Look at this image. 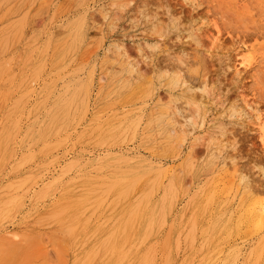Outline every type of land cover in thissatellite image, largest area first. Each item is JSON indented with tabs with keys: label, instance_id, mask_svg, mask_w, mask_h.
I'll list each match as a JSON object with an SVG mask.
<instances>
[{
	"label": "rangeland",
	"instance_id": "obj_1",
	"mask_svg": "<svg viewBox=\"0 0 264 264\" xmlns=\"http://www.w3.org/2000/svg\"><path fill=\"white\" fill-rule=\"evenodd\" d=\"M0 2V264H264V0Z\"/></svg>",
	"mask_w": 264,
	"mask_h": 264
},
{
	"label": "bare ground",
	"instance_id": "obj_2",
	"mask_svg": "<svg viewBox=\"0 0 264 264\" xmlns=\"http://www.w3.org/2000/svg\"><path fill=\"white\" fill-rule=\"evenodd\" d=\"M0 3H1V2H0ZM9 7H10V6H9ZM3 13H4V12H3ZM21 17H22V16H21ZM13 20H14V19H13ZM13 20H12V21H13ZM15 22H16V21H15ZM157 22H158V21H157ZM8 24H9V23H8ZM14 24H15V23H14ZM63 26H64V25H63ZM79 30H80V29H79ZM14 31H15V30H14ZM74 33H75V32H74ZM74 33H73V34H74ZM7 35H8V34H7ZM3 36H4V35H3ZM5 36H6V35H5ZM193 36H194V35H193ZM196 36H197V35H196ZM72 38H73V37H72ZM192 38H193V37H192ZM194 39H195V38H194ZM6 40H7V39H6ZM6 40H5V42H6ZM64 40H65V39H64ZM71 40H72V39H71ZM3 41H4V40H3ZM64 42H65V41H64ZM6 43H7V42H6ZM74 43H75V42H74ZM2 44H3V43H2ZM116 45H117V44H116ZM59 48H60V47H59ZM68 48H69V46H68ZM67 50H68V49H67ZM120 53L123 54V55H125V56H127V55H126V52H125V50H124L123 48H122V49L120 48ZM242 59H243V58H242ZM190 60H191V59H190ZM244 62H250V58H249V57L244 58L242 63L244 64ZM245 64H246V63H245ZM241 65H242V64H241ZM178 66H179V65H178ZM171 67H172V66H171ZM7 69H8V68H7ZM135 70H136V69H135ZM186 74H187V73H186ZM175 77H176V76H175ZM178 78H179V77H178ZM4 81H5V80H4ZM27 81H28V80H27ZM202 82H203V81H202ZM182 85H183V84H182ZM199 86H200V85H199ZM202 86H203V85H202ZM80 87H81V85H80ZM85 88H86V87H85ZM66 89H67V88H66ZM202 89H203V88H202ZM63 90H64V89H63ZM196 90H197V89H196ZM2 94H3V92H2ZM78 94H79V93H78ZM22 95H23V94H22ZM19 96H20V95H19ZM46 96H47V95H46ZM19 98H20V97H19ZM43 98H44V97H43ZM16 99H18V98H16ZM20 99H21V98H20ZM20 99H19V100H20ZM70 99H71V97H70ZM70 99H69V100H70ZM19 100H18V101H19ZM13 101H17V100H13ZM70 102H71V101H70ZM40 103H41V102H40ZM40 103H39V104H40ZM86 103H87V102H86ZM194 103H195V102H194ZM9 107H10V106H9ZM69 107H70V106H69ZM67 111H68V110H66V112H67ZM63 117H64V116H63ZM63 117H62V119H63ZM260 122H261V120H260ZM262 122H263V121H262ZM260 124H261V123H260ZM48 126H49V125H48ZM66 126H67V125H66ZM98 126H99V125H98ZM37 127H38V126H37ZM95 127H96V126H95ZM36 129H37V128H36ZM59 129H60V127H59ZM56 130L58 131V129H56ZM262 133L264 134V129L262 130ZM131 136H133V135H131ZM123 140H124V139H123ZM45 144H46V143H45ZM49 144H50V143H49ZM52 144H53V143H52ZM57 144H58V142H57ZM59 144H60V143H59ZM59 144H58V145H59ZM44 146H48V144H46V145H44ZM41 147H42V146H41ZM41 147H40V148H41ZM42 148H43V147H42ZM42 148H41V149H42ZM41 149H40V150H41ZM238 149H239V148H238ZM124 158H125V157H124ZM231 159H232V158H231ZM119 160H122V159L119 158ZM113 161H114V160H113ZM115 161L117 162V160H115ZM129 161H130V158H129ZM19 164H20V163H19ZM226 164H227V163H226ZM231 166H232V167H235V164L232 162ZM19 167H20V166H19ZM110 168H111V167H110ZM115 169H119V168H115ZM122 169L126 170L125 168H122ZM122 169H121V170H122ZM127 169H128V168H127ZM130 169H131L132 171H133V170H134V171L136 170V168H135V169H133V168H129V170H130ZM119 170H120V169H119ZM148 172H149V171H148ZM150 172H151V171H150ZM126 173H128V172H126ZM117 175H118V174H117ZM103 177H104V176H103ZM114 177H115V176H114ZM138 177H139V176H138ZM138 177H137V180L140 181ZM155 177H156V176H155ZM155 177H154V178H155ZM242 177L244 178L243 175H242ZM263 177H264V176H263ZM86 178H91V177H86ZM93 178H94V177H93ZM96 178H98V176H96ZM99 178H100V177H99ZM101 178H102V177H101ZM107 179H110V180H111V178H107ZM131 179H132V178H131ZM14 180H15V179H14ZM26 180H27V179H26ZM105 180H106V179H105ZM24 182H25V181H24ZM135 182H136V179H135ZM153 182H154V181H153ZM247 182H248V181H247ZM6 183H7V182H6ZM19 183L21 184V182H19ZM19 183H18V184H19ZM115 183H116V182H113V183H111V184L114 185ZM131 183H132V182H131ZM133 183H134V182H133ZM249 183H250V182H249ZM18 184H16V185L18 186ZM108 184H109V183H108ZM111 184H109V185H111ZM117 184H118V183H117ZM176 184H177V183H176ZM7 185H8V184H7ZM11 185H12V184H11ZM14 185H15V183H14ZM103 185H104V184H103ZM103 185H99V186L101 187V186H103ZM152 185H153V183H152ZM247 185H248V184H247ZM252 185H253V184H252ZM4 186H5V185H4ZM128 186L130 187V185H128ZM128 186H127V189H128ZM8 187H9V185H8ZM107 187H108V188H109V187L111 188V186H107ZM107 187H106V189H107ZM113 187H114V186H113ZM125 187H126V186H125ZM10 188H11V187H10ZM17 188H18V187H17ZM19 188H20V187H19ZM110 188H109V189H110ZM253 188H254V187H253ZM0 189H1V188H0ZM6 189H7V188H6ZM127 189H124V192H125V190H127ZM149 189H150V188H149ZM14 190H17V189L15 188ZM104 190H105V188H104ZM104 190H103V191H104ZM107 190H108V189H107ZM94 192H95V191H94ZM100 192H102V190H101ZM126 192H128V190H127ZM103 193H104V192H103ZM105 193H106L105 195H107V192H105ZM121 193H122V191H121ZM118 195H120V194H118ZM122 195H123V193H122ZM117 197H119V196H117ZM173 197H174V196H173ZM259 197H260V196H259ZM104 199H106L105 196H104ZM90 200H91V199H90ZM88 201H89V200H88ZM101 201H102V200H101ZM139 201H140V200H139ZM98 202H99V201H98ZM117 203H118V202H117ZM117 203H116V204H117ZM138 203H139V202H136V205H135V206H137ZM96 205H97V204H96ZM98 205H99V204H98ZM135 206H134V207H135ZM86 207H87V206H86ZM114 207H115V206H114ZM114 207H113V208H114ZM137 207H138V206H137ZM262 208H263V206H262ZM93 209H94V208H93ZM95 209H97V208H95ZM111 209H112V208H111ZM133 209H134V208H133ZM133 209H132V210H133ZM136 209H137V208H136ZM64 210H65V209H64ZM64 210H63V211H64ZM63 211H62V212H63ZM93 212H94V211H93ZM93 212H92V213H93ZM131 212H132V211H130L128 214H130ZM135 212H136V211H135ZM59 213H61V212H56L55 214L57 215V214H59ZM90 213H91V212H90ZM92 213L90 214L91 216H92ZM88 214H89V213H88ZM53 215H54V214H53ZM53 215H52V216H53ZM81 215H82V214H81ZM262 215H263V214H262ZM54 216H55V215H54ZM134 216H135V215H134ZM50 217H51V216H50ZM89 217H90V216H89ZM52 218H53V217H52ZM134 219H135V218H134ZM112 222H113V221H112ZM132 225H133V224H132ZM168 227H169V226H168ZM216 227H217V225L214 226V228H216ZM150 229H151V228H150ZM66 230L68 231V233L70 232V231L68 230V228H66ZM122 230H124V227H122ZM64 231H65V230H64ZM122 232H123V231H122ZM122 232H121V233H122ZM65 233H67V232H65ZM147 235H148V234H147ZM106 236H107V235H106ZM146 237H147V236H146ZM24 238H25V237H24ZM109 238H110V237H109ZM24 240L28 241L27 238H25ZM8 241H9V240H8ZM10 242H11V241H10ZM8 243H9V242H8ZM11 243H12V242H11ZM6 245H7V244H6ZM14 245H15V244H14ZM20 246H21V245H20ZM7 247H9V245H8ZM2 248H4V246H2ZM11 249H12V248H11ZM119 249H120V248H119ZM1 250H2V249H1ZM1 250H0V251H1ZM96 250H97V249H96ZM95 252H96V251H95ZM111 252H112V251H111ZM96 253H97V252H96ZM1 254H2V252H1ZM95 256H96V255H95ZM95 256H94V257H95ZM92 257H93V256H92ZM101 258H102V257H101ZM101 258H100V259H101ZM83 259H84V258H83ZM83 259H82V260H83ZM91 260H93V259H91ZM211 261H212V260H211ZM90 263H91V262H90ZM119 263H120V262H119ZM255 263H256V262H255ZM117 264H118V263H117ZM208 264H210L209 261H208Z\"/></svg>",
	"mask_w": 264,
	"mask_h": 264
}]
</instances>
